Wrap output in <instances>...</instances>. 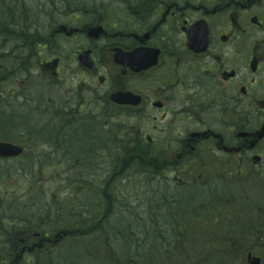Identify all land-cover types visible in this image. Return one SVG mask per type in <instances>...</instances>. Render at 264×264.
<instances>
[{
  "label": "flooded vegetation",
  "instance_id": "flooded-vegetation-1",
  "mask_svg": "<svg viewBox=\"0 0 264 264\" xmlns=\"http://www.w3.org/2000/svg\"><path fill=\"white\" fill-rule=\"evenodd\" d=\"M0 15L26 17L0 30V107L10 112L0 131L19 106L35 109L29 88L38 80L62 96L50 112L86 114L106 128L93 143L104 142L108 163L115 155L131 162L133 153L181 193L220 180L227 200V187L242 191L250 174L264 184V0H0ZM22 68L31 73L18 75ZM27 134L0 138L25 148L5 162L24 161L27 148L33 162ZM45 143L60 153L57 141ZM23 230L12 262L35 244L33 224ZM40 254L48 257L26 251L19 264H36Z\"/></svg>",
  "mask_w": 264,
  "mask_h": 264
},
{
  "label": "rangeland",
  "instance_id": "rangeland-1",
  "mask_svg": "<svg viewBox=\"0 0 264 264\" xmlns=\"http://www.w3.org/2000/svg\"><path fill=\"white\" fill-rule=\"evenodd\" d=\"M25 21V16H16L15 18H11L3 17L0 15V30L4 31V28L21 27L24 25ZM30 73V68H22L20 69L18 75L22 74L25 76ZM29 90L34 95V98H36V101L38 98H40V105L38 106L39 110H32L26 106H19L17 113H11L14 114V116L13 120L7 125V131H0V138L12 141L21 140L22 138L28 139L27 130H29V134L33 137L34 141V152H38L42 148L48 149V145L45 143V141L48 139L50 141H57L60 145L61 150L57 158H54V161L51 162L47 160L44 162L45 169L43 170L39 169L36 171L35 164L39 162L37 161L39 157L36 154H34L33 162H29V160L26 161L28 148L24 161L18 160L0 162V264H10L12 262V259L9 258V251L6 247L8 241L10 240H7V238L5 237V222L3 221H5L6 219H12L20 222L22 220H19L18 217L23 212H29L30 214L32 213L31 211L36 207V202L33 196L36 180H43L42 183H37V186L45 189L46 195L51 193V191L57 190L55 192L60 193V196H69L70 201H66L65 205L67 206L68 211V204L77 203L76 201H71L74 200L70 194L74 191L73 188L77 177L74 178V176H72L73 170L70 169V166H72V163H75L78 166L79 170L82 168V161H80L82 159L80 157L83 156V150L88 144V141L91 142L92 145H94L90 150L85 149L84 152L85 154H87V158L88 154H92V156L94 155L92 152L94 147L97 149V154L94 157L88 159V163H94V168H90L89 172H83L84 176L88 180L95 182L96 185H99L98 181L95 178L94 171H97V168L99 166L98 164H103L101 165L102 169H104L108 164L105 154L102 152L106 149L104 142L96 141L95 143H93L94 137L97 138V140L98 138H101L100 140L104 139L103 134H105L104 132L106 131V128H103L102 125L100 127L96 123V121L95 123L92 122L90 120L91 117H88V115L86 114H82L79 117H74L71 115L62 116L59 114L50 113L48 105L49 103L50 105L53 104L51 100L56 97L62 96L61 94L59 95V90L54 89L48 91V88L46 89L43 83L41 84V81L36 80L34 87H32L31 89L29 88ZM9 113L10 112L7 108L0 107V119L8 117ZM3 124H5V121H0V128L3 126ZM94 126L97 130L94 128ZM101 128L104 131H102ZM74 132H81L80 136L83 137V141L84 138H86V142L84 141L85 145L83 147L81 146V144L79 145L82 147L81 149H79V147L77 148L78 141H80L79 139H81V137H77L76 133ZM28 145L30 147V144ZM128 155H130L132 159L135 157V160L133 159V161L130 162L128 159L126 163L122 162L120 164L115 161L117 159L116 155L110 158L112 164L120 165L118 167V170L121 172L120 175L117 173L116 178L118 179H115L117 181V184L112 185L111 190L113 194L116 191L121 192L122 196L118 197L114 195L112 197L111 203L113 213L112 217L110 216L109 226H111L110 228L119 231H123L124 229H126V225H129L131 222L142 220L139 217L144 218L145 211L144 206H142V199H145V197L150 194V192L143 193L145 190L144 186L135 188L127 186L126 182L128 181H137L138 184L141 185V182L144 180V178H142V180L133 178L131 176L132 172H130L138 166L137 164H140L141 157L138 158L133 153H128ZM142 165L146 166L150 171L153 170L157 173L155 168L147 164ZM67 166L69 167L67 168ZM77 171L78 169L75 168L76 176ZM213 172L214 170L211 171V176L217 175ZM163 176L159 174L158 178L160 179V181H166V173ZM230 177L233 178L234 176L230 175ZM9 178L10 180L8 181ZM242 180V191L240 193H236V187L230 190L228 189V187L226 189L228 191L227 196L232 198L234 201L222 198V193L218 188V185H220L219 183L221 182L220 180L216 181L215 183L211 182L209 179H206L205 185L202 186L201 184H197L198 189H196V192L201 193L205 198L208 199L209 197L213 201H218V203L222 201L224 202L222 206L227 205L231 207L230 214L227 216L226 221L223 220L219 227L214 226V228L216 230H219L220 232H225L224 234L230 233L231 231L237 232L238 244L239 247L242 248V250H239V247L233 250L235 251V254L232 255L235 259V264H246V255L249 252H252L256 255H261L264 258V226L263 229L258 228L257 226L260 222L254 220L257 218H259L260 220L262 218L264 219V184L263 182H258L257 180L252 178L251 174ZM101 181V184H103L104 180L102 179ZM121 183L124 184V189L120 187ZM28 187H30L32 190L30 194H28L26 191ZM114 187L115 189L113 190ZM165 187H167L166 184L162 183L161 188L156 189V191L165 192ZM91 191L95 193V190L92 189ZM166 191H175L173 202L174 208L176 209V207L180 203L179 201H182L183 199L181 192L176 191L173 187L167 189ZM9 195L13 200H9L7 198ZM160 198L162 199L159 204H161L166 197L164 196V194H162L159 195V199ZM81 202H83V198L79 199V203ZM202 202H205L203 198L200 199L199 203ZM74 207H78V209H75L73 215L76 217L77 215L80 216L79 219L76 220L80 224H88V222H86V220L84 219L86 217H91L92 215L94 216L93 218L98 220L101 216H103L105 212L102 205H92L94 209H97L95 211L94 209L87 207L79 208V204ZM99 207H102V209L100 210ZM159 223V227L164 224L162 223V219L159 220ZM242 225H244V227H241ZM252 227L254 228L255 232L250 231ZM26 231L27 230H23V234ZM258 232L263 233L261 238H257L255 236V233ZM137 234L141 235L142 233ZM260 239H263V241L256 242ZM11 241L13 242V240ZM72 244L73 241H67L65 245L58 248L59 250H52L50 246L49 248H47L49 250V254H44L48 255V257L44 258L42 256L43 260L45 262H49V264H89L88 262L86 263L82 258L83 254H81L80 252L78 253L77 250H67L68 247H70ZM239 251L243 254L237 253ZM194 257L198 258L197 256ZM95 264H105V262H97Z\"/></svg>",
  "mask_w": 264,
  "mask_h": 264
},
{
  "label": "trees",
  "instance_id": "trees-1",
  "mask_svg": "<svg viewBox=\"0 0 264 264\" xmlns=\"http://www.w3.org/2000/svg\"><path fill=\"white\" fill-rule=\"evenodd\" d=\"M84 141L86 142V138ZM84 141L83 146L85 145ZM93 145L88 141L84 148L83 156L80 157L82 159L80 160L82 161L80 170L75 163L70 166L74 170L72 176L77 177L74 191L70 194L74 199L71 201L77 203L68 204L69 210L67 211L65 205L66 201H70L69 196H60V193L55 192L57 190L46 195V190L37 186V183L43 182V180L38 179L35 181L33 195L36 202L35 209L31 211L32 214L23 212L18 218L32 221L35 230H44V233L49 234L50 237H54L57 229L69 231L70 236H68L69 239L66 240V243L73 241V244L67 250H77L78 253L83 254L82 258L89 264L102 263L103 261L105 264H234L235 259L232 257V252L238 244L237 232L231 231L224 234L225 232L216 230L215 225L211 223L218 215L222 219V215L225 213H222L217 205H213L212 200L196 192L197 186H194V189L188 193H181L183 199L179 201L180 203L175 209L173 202L175 192L166 190L171 187L180 188L182 185L172 183L168 179L160 181L159 173L150 171L142 163L137 164L138 166L130 171L133 178L140 180L144 178L141 185L137 181L126 183L132 188L144 186L143 193L150 192L145 199H142V206H144L145 211L144 218L139 217L142 220L126 225V229L123 231L110 228L109 220L113 213L112 197L114 195L122 196L121 192L116 191L113 194L111 190V186L117 184L115 180L118 179L116 178L117 173L121 174L118 170L120 165L110 162L102 169L101 165L103 164H98L94 175L99 185L88 180L83 172H89L90 168H94V163H88V159L94 156L88 154L87 158L84 151L85 149L90 150ZM35 154H38L39 157L37 160L39 162L35 164L36 171L45 169L44 162L47 161V155L42 154L41 150ZM118 163L121 164V162ZM75 168L78 169L77 176L75 175ZM102 179L104 180L103 184H101ZM162 183L167 186L164 188L165 192L156 191V189L161 188ZM123 186L124 184L121 183L122 189H124ZM92 189L95 190V193L91 191ZM162 194L166 198L159 204L162 199H159V195ZM82 198L83 202L79 203V199ZM201 198L205 202L199 203ZM78 204L79 208L92 209H94L92 205H102L105 212L98 220L92 215L84 219L88 224H80L76 221L80 216L73 215L75 209H78L74 206ZM201 204H206L207 207L203 208ZM102 207L99 209L101 210ZM160 219L164 223L161 227L158 226ZM14 234L9 233L6 238L12 240Z\"/></svg>",
  "mask_w": 264,
  "mask_h": 264
},
{
  "label": "water",
  "instance_id": "water-1",
  "mask_svg": "<svg viewBox=\"0 0 264 264\" xmlns=\"http://www.w3.org/2000/svg\"><path fill=\"white\" fill-rule=\"evenodd\" d=\"M22 150L10 144L0 143V156L1 157H14L20 155ZM254 264H260V260L255 259Z\"/></svg>",
  "mask_w": 264,
  "mask_h": 264
}]
</instances>
